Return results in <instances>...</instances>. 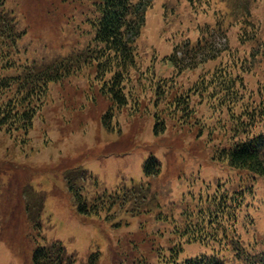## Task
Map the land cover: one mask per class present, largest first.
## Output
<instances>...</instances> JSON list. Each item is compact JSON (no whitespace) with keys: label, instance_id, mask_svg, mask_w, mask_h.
<instances>
[{"label":"rangeland","instance_id":"rangeland-1","mask_svg":"<svg viewBox=\"0 0 264 264\" xmlns=\"http://www.w3.org/2000/svg\"><path fill=\"white\" fill-rule=\"evenodd\" d=\"M233 1L210 0L212 6H194V12L198 10L193 15L187 0H155L137 39L142 79L138 85L130 83L137 96L114 112L109 129L101 119L110 102L93 69L86 66L49 84L43 109L28 134L0 129V264H34L32 252L37 243L54 240L77 254V264L86 263L92 251L101 253L97 264H159L157 248L173 245L172 228L175 221L181 225L189 193H205L206 181L212 182L210 194L221 182L218 195L225 193L229 209L220 214H231L222 216L221 225L236 233V246L253 241L252 226L245 230L254 221L252 215L264 236V180L246 177L219 158L221 149L240 134L230 130L232 115L241 118L242 107L264 104V0H247L261 46L254 61L248 59L252 42L239 44L240 24L227 28L231 55L248 60L244 72H239L242 106L234 105L230 118L225 110L213 109L217 107L215 92L202 81L215 66L229 64L231 58L225 53L214 63L173 77L181 87L177 94L185 90L194 94L184 112L168 102L169 96L158 101L153 92L158 78H171L167 64L161 62L173 44L197 37L191 32L195 22L213 23L215 10L231 14L227 19L232 20L249 14L242 10L241 2V9H235ZM6 7L16 14L19 28L27 32L20 47L21 58L28 62L64 59L90 45L89 0H6ZM162 87L166 88L164 82ZM156 121L165 123L160 135L152 131ZM260 130H264V117L252 126V132ZM150 154L160 159L161 169L157 177L147 180L143 164ZM140 181L146 186L140 196H121L124 184L130 189L131 182ZM252 181L262 182L256 197ZM71 184L82 186L89 200L104 189L108 195L113 190L116 194L103 202L97 215H83L76 209ZM242 189L244 195L239 192ZM259 239L257 248L264 249ZM236 246L224 241L215 246L221 249L218 258L222 264H230ZM202 249L198 243L187 244L183 256Z\"/></svg>","mask_w":264,"mask_h":264},{"label":"trees","instance_id":"trees-1","mask_svg":"<svg viewBox=\"0 0 264 264\" xmlns=\"http://www.w3.org/2000/svg\"><path fill=\"white\" fill-rule=\"evenodd\" d=\"M187 1L191 8L190 14L194 12V6H212L210 0H195L192 4L191 0ZM89 2L90 9L86 20L90 25L91 39L86 50L77 54L72 53L64 59L37 64L21 58L20 40L25 31L19 28L16 15L5 6V0H0V129L4 132L28 134L33 121L43 109L49 84L59 82L62 77L73 74L81 67L93 69L95 80L101 82L102 92L110 102L108 111L101 119L106 129H109L114 112L120 110L119 108H125L129 101H132V97L137 96L134 87L130 85L134 81L138 85L142 79L138 71L137 39L145 25L147 11L155 0H89ZM240 2L243 4L242 10L247 11L249 6L247 0H234L232 6L239 11ZM248 13L232 20L227 19L231 14H220L215 10L213 23L201 25L195 22L191 30L197 33L194 41L191 37L180 39L173 44L170 54L161 62L167 64L166 72L170 73L171 78L169 80L158 78L157 82L155 81L153 90L155 98L160 101L169 96L168 102L173 103L180 112H184L186 109L183 108L189 105V98L194 94L191 90L177 94L181 87L173 77L180 78L186 72L214 63L225 53L231 58L229 64L221 68L215 66L211 69V75L207 79L203 77L202 81L205 83L204 87L215 92L213 99H216L217 107L213 106V109L216 112L220 109L225 110L230 118L234 105L242 106L239 104V90L243 83L239 72H244L248 60L236 54L231 55L227 37L228 26L240 24L241 29L237 34L240 45L252 42L253 46L248 54L250 63L254 61L261 47L257 39L258 25L251 19L249 10ZM163 82L166 87L164 89ZM168 82L170 83L167 86ZM173 85L176 86L174 90ZM239 114L241 118L239 115L238 117L232 115L230 130L240 134L231 139L232 142L227 147L221 149L219 158L230 168L246 172V177L264 178V130L252 132V126L264 117V104L258 102L242 107ZM152 131L155 135L164 133L165 123L156 121ZM160 162L157 156L148 155L143 164V178L151 180L157 177L161 169ZM89 177L93 179L87 174V179ZM96 181L94 179L95 184ZM131 183L133 185L130 189L124 184V192L121 193L124 198L128 194L131 197L140 196L146 187L141 181ZM210 185V182L206 183V191L203 194L200 191L189 193V201L180 217L183 218L181 225L175 221L176 225L172 228L173 245L166 249L157 248L159 264H220L217 257L221 249L211 247L208 243L220 245L224 241L229 242L227 245L237 244V237L221 225L224 214L221 215L220 212L229 209L226 205L227 198L224 194H216V191L212 192L211 197L207 193ZM69 188L77 211L83 215H97L103 209V204L115 194L113 191L108 195L107 190H104L100 196L96 195L94 200H89L83 195L82 188H76L72 184ZM217 197L220 198L221 208ZM205 203L206 207H203ZM202 208H205V211ZM38 225L35 223V226ZM192 243H198L203 247L207 245L209 255L183 256L185 245ZM154 251L156 254V249ZM236 251H241L239 246ZM99 258V252L92 253L86 264H97ZM32 260L34 264L76 263L75 255L67 253L59 241L37 245L33 249ZM248 261L249 264H257L253 259Z\"/></svg>","mask_w":264,"mask_h":264}]
</instances>
